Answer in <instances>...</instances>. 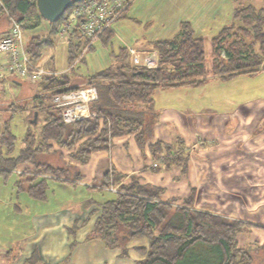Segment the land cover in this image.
<instances>
[{
  "label": "trees",
  "instance_id": "trees-1",
  "mask_svg": "<svg viewBox=\"0 0 264 264\" xmlns=\"http://www.w3.org/2000/svg\"><path fill=\"white\" fill-rule=\"evenodd\" d=\"M0 3V10L5 8L8 20L14 18L23 29L35 26L41 19L35 0H0ZM235 20L241 24L236 26ZM58 27L59 20L50 22L46 34L29 36L25 48L31 60H37L42 48L54 42ZM75 35L80 37L75 30L67 37L68 65L77 58L82 44L73 38ZM150 46L156 51L153 66L131 64L123 46L114 55V62L84 77L85 83L94 85L97 90L98 98L90 105L96 116L64 123L50 99L56 93L79 85L67 74L44 76L38 82L40 88L36 95L28 101L30 115L37 111V120L26 128L17 155L10 154L16 136L8 123L17 110H25L27 102L14 104L11 101L3 109L0 106V111L8 112L0 126V175L8 177L18 166L24 165L17 172L16 187L43 199L48 179L76 185L83 178L79 165H85L94 152L106 150L113 137L132 135L138 147L143 148L158 120L157 110L153 109L156 89L199 86L210 77L251 75L264 66V8L251 3L237 5L232 21L209 39L208 57L204 38L194 35L187 20L179 22L174 35L153 39ZM80 77L77 79L82 80ZM39 120L41 124L36 129ZM52 141L57 148L52 147ZM182 144L181 138L174 143L156 139L147 147L156 163L160 160L165 167L178 164L184 167L186 158L182 157ZM63 149L68 150L69 159L63 157ZM47 154L57 159L53 161ZM98 172V184L108 187L117 184V191L114 197L101 202L93 198L85 202L84 208L89 210L79 225L95 216L85 239L98 238L106 247L118 248L119 255L125 257L132 239L146 238V247H135L143 254L137 264H253L252 251L238 245L237 234L242 230V222L196 209V188H190L177 203L178 197L162 200L163 187L141 183L136 175L124 182L125 174L113 168L102 166ZM92 204L96 207L90 208ZM78 222L79 219L74 220L69 233H75ZM74 245L72 241L70 250ZM39 262L46 264L35 248L24 259L25 264Z\"/></svg>",
  "mask_w": 264,
  "mask_h": 264
},
{
  "label": "crops",
  "instance_id": "crops-1",
  "mask_svg": "<svg viewBox=\"0 0 264 264\" xmlns=\"http://www.w3.org/2000/svg\"><path fill=\"white\" fill-rule=\"evenodd\" d=\"M225 3L228 4V8L224 5ZM248 3L257 8H264V0H185V6L188 4L190 9H192L191 4L194 5L192 12L195 20L201 22L208 19L206 18L208 13L205 11L207 7L213 8L212 16L214 17H219L224 6L227 11L231 9V18L226 24L232 21L233 10L237 5ZM7 22L6 26L0 23V36L8 32L10 24L8 18ZM45 28L50 29V22L46 24L39 19L35 26L22 29L24 31ZM111 35V33L102 34L98 38L99 43L107 45L111 41ZM76 36L73 38L79 39L82 43V39ZM67 41V38H59L53 42L54 47L60 44L67 45ZM150 41L152 39H145L144 42L135 46L149 45ZM125 45L122 44L117 49L111 48L110 60L103 68L114 62V55ZM95 47L93 44L87 51H92ZM0 55L1 70L6 65L7 59L3 53ZM80 61L85 62L84 55L77 63ZM35 62L53 71L57 76L60 74L73 76L74 73H82L79 70H73L76 65L70 68L68 64L62 65V57L57 62L54 49L48 54H41ZM64 62H67V55L64 56ZM68 71L70 72L66 73ZM258 74H264V66L251 75ZM1 79H4L3 82H6V86H10L12 91L14 87H18V96L12 95L14 100H22L21 102L35 96L40 88L37 82H27L16 75H7L0 77V81ZM257 93L258 96L255 99L244 98L243 102H240L241 105H237L227 113L202 119L195 116L189 119L183 117L180 104L171 106L168 105L170 103L163 104L161 118L154 126L153 134L143 148L138 147L132 135L113 137L106 150L94 152L88 162L81 165L83 170L81 174L83 177L86 174L89 179L85 178L87 182L83 180L79 183L88 187L91 182H94L95 186L98 184L97 178L99 179L96 174L99 173L100 167L105 166L125 174L124 182H127L131 175H136L141 183L147 182L163 187L165 191L161 196L162 200L178 197L177 203H180L181 198L187 195L190 188H196L195 208L242 222V230L237 234L238 245L252 251L253 264H264V258L256 256L261 253L259 249L264 251L262 246L264 245V91L260 90ZM237 107L240 109L238 110ZM179 138L184 147L182 157L186 158L185 166L178 164L165 167L159 162L152 165L155 160L152 159L147 144L156 139L174 143ZM110 185L117 190V184ZM90 198L93 197L82 196L81 201L87 202ZM75 202L62 204L49 211L33 212L28 220L21 221L22 231L19 229L15 239H9L0 247V264H25L24 259L30 256L34 248L46 264H137L136 261L142 258L143 254L135 247H146L147 239H132L128 243V254L125 257L119 255L118 248H108L98 238L85 239L92 228L95 216H92L86 224L79 225L87 217L89 208L87 210L84 208L85 203L74 206ZM92 206L96 207L95 204ZM92 206L90 208H93ZM17 209L21 210V207L17 206ZM75 219H79V226L72 234L68 229ZM240 233H242V240L239 242ZM72 241H75V245L70 250ZM65 258H67L66 261H64Z\"/></svg>",
  "mask_w": 264,
  "mask_h": 264
},
{
  "label": "rangeland",
  "instance_id": "rangeland-1",
  "mask_svg": "<svg viewBox=\"0 0 264 264\" xmlns=\"http://www.w3.org/2000/svg\"><path fill=\"white\" fill-rule=\"evenodd\" d=\"M224 5L228 8L227 3ZM191 6L193 9L194 5L191 4ZM225 6L222 13L219 14V17L212 16V7L205 8V11L208 13L206 18L208 19L201 22L195 20L196 18L194 17L192 9L189 8L188 4L185 6V0H133L125 10L124 15L118 21L113 23V31L112 33L110 32L112 34L110 37V43L102 45L99 43V39H96L94 42V45L96 46L95 49L83 53L85 62L80 61L73 69L79 70L82 73H74V76H72L73 82L79 86L87 85V83L83 80L84 77H86L88 73L99 70L107 65L110 60L109 53L111 48L117 49L118 46L126 44L129 46L134 45V47L139 50L141 49L140 51L143 52L153 51L150 44L144 46H135V44H140L144 42L145 39L153 40L157 38L171 37L178 30V22L183 19L191 22L194 35L202 36L204 38V48L206 56L208 57L209 39L214 36L221 26L226 24L231 18V9H228L229 11H227ZM70 7L71 6L68 8ZM68 8L64 13L68 12ZM127 15L128 17H126ZM41 19L44 23H48L45 19ZM0 23L4 26L8 23L5 8L0 10ZM240 24L241 22L239 20H235L236 26ZM49 30V28L42 30L26 29L23 31L26 36H24V42L26 43L27 39L32 34L42 35L46 34ZM53 36L54 42L60 38L57 32ZM53 49L57 62L62 57V65L65 66L67 64V62H64V56L67 55L66 45L60 44L58 46L55 45L54 47V43H51L50 45L42 48L41 54H48ZM70 71L66 73H69ZM76 75L81 76L80 78L82 80L77 79L79 76ZM6 84V82L0 83V106L2 109L11 101L14 104H22L25 101L27 102V108L22 111L17 110L8 123L12 132L16 136L14 143L15 146L10 154L17 155L22 146L21 139L25 130L29 124H31V103L28 102L30 98L23 100V102H21L22 100H14L12 94H16L15 96H18V87H14L12 91L10 86H6ZM260 90L261 92L264 91V74H258L255 76L237 74L229 78L210 77L205 83L199 86L156 90V102L154 100L153 109L157 110L158 113L157 122L159 121V118H161L164 110V108L162 109V105L168 103H170L168 104L169 106L173 104H180L182 108V116L186 119L194 116L201 117V119L207 118L208 116L216 117L221 113H227L237 105H241L240 102H243L244 98L255 99L258 96L257 92H260ZM239 109L240 108H238V110ZM7 113V111H0V126L2 125L3 119ZM40 124L41 121L39 120L36 129L39 128ZM52 147L57 148L53 141ZM62 151L63 157L69 159L67 157L68 150L63 149ZM46 156L53 161L57 159L56 156L52 154H47ZM158 162L159 161H157V163ZM22 166L24 167V165L18 166L9 174L8 177L0 175V247L3 246L2 244L4 243L6 244L9 239H15L19 232L21 221L28 220L29 216L33 212L53 210L62 204H73L75 201L74 206L79 203L83 204L85 202L81 201L82 196L84 198L93 197L98 200H104L106 198L114 197L115 192L117 191L114 188L110 189L107 188L108 186H101L100 184H96L97 187H95L93 184L94 182L89 184L93 188L81 185L79 182H82L83 180V182H87L85 178L89 179V177L85 174V176L78 181L76 185H72L70 183L64 184V182L56 179H48V187L45 191V197L43 199H37L30 196L24 190H19L15 185V180L18 177L17 172L21 170ZM79 169L80 171L82 170L81 165H79ZM42 176H45V174ZM98 186H101V189L98 188ZM106 188L107 190H105ZM17 206L21 207V210H18ZM92 207L95 208V206ZM3 231L4 233H2ZM242 233L238 236L239 242L242 240ZM259 250L261 253L258 255L256 254V256L264 258L263 249Z\"/></svg>",
  "mask_w": 264,
  "mask_h": 264
},
{
  "label": "built area",
  "instance_id": "built-area-1",
  "mask_svg": "<svg viewBox=\"0 0 264 264\" xmlns=\"http://www.w3.org/2000/svg\"><path fill=\"white\" fill-rule=\"evenodd\" d=\"M133 0H79L68 8L60 18L57 30L60 38H67L72 31L82 39L77 58L68 66L73 67L79 59L105 32L113 31V23ZM130 63L134 65L153 66L156 63V51L143 52L134 46L125 45ZM0 53L6 56V65L0 70V77L16 75L26 81L35 83L53 71L31 60L26 52L21 23L10 18L8 32L0 36ZM141 53V54H140ZM98 98L94 85L78 86L54 94L50 103L59 111L64 123H71L86 117L96 116L90 109L91 103ZM160 162V160H158ZM152 165H156L154 161ZM112 189V187H109Z\"/></svg>",
  "mask_w": 264,
  "mask_h": 264
},
{
  "label": "water",
  "instance_id": "water-1",
  "mask_svg": "<svg viewBox=\"0 0 264 264\" xmlns=\"http://www.w3.org/2000/svg\"><path fill=\"white\" fill-rule=\"evenodd\" d=\"M79 0H35L39 16L48 22H56L65 10ZM37 120V111L33 112L31 123Z\"/></svg>",
  "mask_w": 264,
  "mask_h": 264
}]
</instances>
